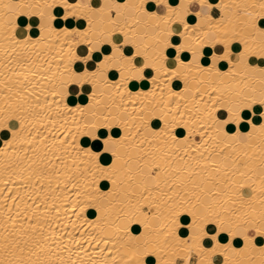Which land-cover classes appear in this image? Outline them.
I'll use <instances>...</instances> for the list:
<instances>
[{
    "label": "bare ground",
    "instance_id": "6f19581e",
    "mask_svg": "<svg viewBox=\"0 0 264 264\" xmlns=\"http://www.w3.org/2000/svg\"><path fill=\"white\" fill-rule=\"evenodd\" d=\"M262 17L264 0H0V264H264Z\"/></svg>",
    "mask_w": 264,
    "mask_h": 264
},
{
    "label": "crops",
    "instance_id": "0c3cea01",
    "mask_svg": "<svg viewBox=\"0 0 264 264\" xmlns=\"http://www.w3.org/2000/svg\"><path fill=\"white\" fill-rule=\"evenodd\" d=\"M105 2H110L111 3V1L112 0H104ZM154 6H153V5ZM152 7H154L155 9H157V10H159V11H163L165 8H164V6L162 5V4H158V3H153L152 2ZM191 6H192V9H199V8H201V9H206V7L203 5H201L198 1H194V2H192V4H191ZM120 8V7H119ZM118 13V15H120L121 14V12H117ZM114 14L115 13H113L112 14V16H114ZM179 14L180 15H183L184 13H183V11L181 10V9H179ZM178 27H179V25H178ZM139 30H140V32H144V28H142V26H140L139 27ZM163 34H164V37H167L168 35L166 34V32H163ZM119 39V38H118ZM184 40L185 41H189L190 39H188V38H184ZM84 45H86V44H84ZM121 47L123 48V50L125 49V51L127 50V49H131V53H132V51L134 50V48L130 45V44H122L121 45ZM232 47L234 48V49H238V47H239V44H237L236 43V41H234L233 43H232ZM85 48H86V46H85ZM84 48V50H83V52H82V55H86L87 53H88V50L87 49H85ZM105 49H107V51H110V50H112V46L110 45V44H108V43H103L102 44V50L103 51H105ZM106 51V52H107ZM128 52V51H127ZM97 57H101V55H100V53H98L97 54ZM137 58V61H142V58L141 57H136ZM150 60V62L152 61V59H149ZM139 62V63H140ZM218 66L219 67H221L222 69L223 68H226L227 66H228V61H226L225 59H218ZM115 64L116 65H114L116 68L117 67H119L118 66V64H117V62H115ZM121 73L123 74V75H125V74H127V72L125 71V69L124 68H121ZM149 73H154V75L155 76H158V77H161L162 76V71H159V70H155V71H149L148 72V74ZM176 79V78H175ZM176 81V83H175V85H180V81L178 80H174V82ZM130 86L131 87H133V88H137V87H139L140 86V81H137V80H132V82H130ZM230 86L234 89V83H232V84H230ZM201 87L203 88V89H207L208 87H209V85H208V83L207 82H204V83H202V85H201ZM256 109L257 110H259L260 109V107H259V105L258 106H255L254 107V111H251V110H249V111H247V113H248V115L249 116H253L257 111H256ZM245 113V112H244ZM240 125H241V127H242V129L243 130H245L248 126H249V124L247 123V121L245 120V119H243V120H241V122H240ZM144 168V171L145 172H149L150 170H149V167H143ZM149 247L151 248V249H154L155 248V246L153 245V244H149ZM176 264H180V260H177L176 261Z\"/></svg>",
    "mask_w": 264,
    "mask_h": 264
},
{
    "label": "snow or ice",
    "instance_id": "6c2138e0",
    "mask_svg": "<svg viewBox=\"0 0 264 264\" xmlns=\"http://www.w3.org/2000/svg\"><path fill=\"white\" fill-rule=\"evenodd\" d=\"M258 27L261 29V31H264V17H262V18L258 21ZM105 51H107V49H105ZM126 51H128V52L130 53V52H131V49H127ZM187 58H188V57H187V54H185L184 59H187ZM97 59H99V57H97ZM136 63L138 64L139 61H136ZM112 75H113V77H115L116 73L113 72ZM149 75H150V73H149ZM178 86H179V85H177V87H178ZM244 115L247 116L248 113L245 112ZM223 116H224V113H221V117H223ZM153 126H154V127H159V124L157 123V124H154ZM229 131H232V127H231V125H229ZM112 134H113V135H119L118 132H113ZM177 134H178V135H183V132L181 131V132H178ZM100 135L103 136L104 133L101 132ZM93 147L99 151V150L101 149L102 145H101L99 142H97L96 144L93 145ZM99 160H100V162H101L102 164H108V163H109V157H108L107 155H100V156H99ZM100 188H102V189H106V188H108V184H107V183H101V184H100ZM89 215H94V213H89ZM186 222H187V218H185V223H186ZM132 231H133V232H137V231H139V229H138V228H133ZM209 231H212V229H209ZM221 239H224V237H221ZM237 243H239V241H237ZM146 264H151V258H148V260L146 261Z\"/></svg>",
    "mask_w": 264,
    "mask_h": 264
},
{
    "label": "rangeland",
    "instance_id": "374dc122",
    "mask_svg": "<svg viewBox=\"0 0 264 264\" xmlns=\"http://www.w3.org/2000/svg\"><path fill=\"white\" fill-rule=\"evenodd\" d=\"M175 2H176V1H173L172 3H175ZM171 50H172V49H171ZM111 72H112V73L115 72L116 75L118 74V71H116V69H112ZM259 96H260V99H261V98L263 97V94L260 93ZM181 245H182V244H181ZM193 255H194V253L192 254L191 258L193 257ZM193 258H194V257H193ZM193 258H192V259H193ZM179 260H181V258H180Z\"/></svg>",
    "mask_w": 264,
    "mask_h": 264
}]
</instances>
